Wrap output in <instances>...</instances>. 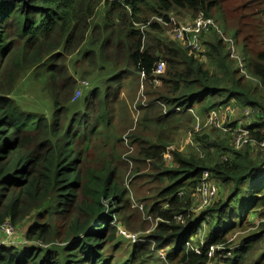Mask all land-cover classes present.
<instances>
[{"label": "trees", "instance_id": "1", "mask_svg": "<svg viewBox=\"0 0 264 264\" xmlns=\"http://www.w3.org/2000/svg\"><path fill=\"white\" fill-rule=\"evenodd\" d=\"M224 1L0 0V225L10 221L19 229L34 217L24 237L49 245L1 246L0 264H142L152 244L166 249L164 259L172 264H264V251L258 253L264 241V156H254L250 145L234 147L239 122H230L226 133H195L197 146L188 153L176 143L180 132L195 131L197 116L229 105L256 111L261 119L242 127L257 141L264 139V51L253 53L243 44L249 77L215 28L196 36L199 51L188 45L190 34L186 44L175 38V19L212 17ZM254 6L264 24V0ZM69 59L75 74L91 81L81 84L89 90L79 99ZM160 62L165 68L157 74ZM26 76L46 82L51 115L24 112L13 98ZM135 76L153 90L148 102H139L141 117L128 137L136 145L130 159L148 168L134 170L130 182L147 179L154 185L138 208L159 223L145 240L132 243L130 257L120 263L106 255L108 243L118 240L120 229L145 227L132 228L128 216L135 213L119 170L130 159L115 155L124 138L112 124L122 82ZM95 149L103 159L84 173L85 155ZM204 171L222 190L194 217L189 211ZM255 212L262 217L260 228L236 244L231 238ZM70 214L58 241V228ZM202 230L205 237L198 239ZM211 245L220 249L212 253Z\"/></svg>", "mask_w": 264, "mask_h": 264}, {"label": "rangeland", "instance_id": "2", "mask_svg": "<svg viewBox=\"0 0 264 264\" xmlns=\"http://www.w3.org/2000/svg\"><path fill=\"white\" fill-rule=\"evenodd\" d=\"M255 1L256 0H226L221 4L220 10H217V12L213 11L212 13V17L216 21V25L219 28L215 30L228 44L231 57L234 58L235 60H238L239 67L243 68V71L248 76L250 74L246 69L245 64L249 65L250 58L249 56L246 55L247 58L244 59V56L241 54V52L243 51V44L244 43L248 44L250 50L253 53L264 51V24H260L261 22L260 18L262 15L253 14L258 10L257 6L250 7L251 4H254ZM214 12L216 13L214 14ZM101 20L102 18L100 15L98 21ZM182 20L184 21L178 22L175 19V23L179 25L183 23L186 24L187 22L192 21L190 20L189 17H184ZM173 27L175 28L174 23H173ZM235 28L236 30L239 29L238 31L239 37H234ZM232 46L234 47L235 51L232 50ZM250 57H252L251 53H250ZM71 59L72 61H74L75 56L71 57ZM71 59H69V63H67L69 67L67 71L70 73V75L74 76L75 79L76 77L78 78V85L76 88L77 89L76 94L78 98L77 97L76 98L79 99L80 97L83 96L86 90H89V88H82V85H84V83H86L88 80L91 86V81L89 79L87 80L82 79L79 77L78 74H75L73 63H71L70 61ZM79 62L80 65L82 66L83 62H81V60ZM85 62H87V59L85 60ZM77 69H79L78 64H77ZM252 79L257 81L256 78H252ZM45 87H46V82L36 81L34 80V78H30L26 76L20 79V81L17 83L15 92L12 94V96L17 101L18 105L24 112H30V113L43 112L46 113L47 115H51L53 111L52 95H50L45 90ZM152 90L153 89L149 85H147L141 77L135 76L133 77V79H126L125 82H122L121 89L116 95L115 100H119L120 103L117 104L118 106L113 108L112 124H114L113 127L114 130L123 134L124 147L117 148V150L115 151V155L122 153V158H123L122 161L126 162L127 160L126 158L130 159V157H134L135 155L136 145L129 142L128 137L129 135L131 136L133 133V130H131V128L137 124V120L141 117V111L138 109L139 102L142 100L143 102H146V100L148 102L149 96L147 93L151 92ZM77 99H73V100H77ZM230 106L231 105H229L228 107ZM231 107L234 108L235 110L232 111L231 112L232 114L226 118L227 123L239 122V124L248 125V124L257 123L261 119L260 117H259L260 119L256 117L257 112L254 111L253 109H252L253 112L249 116H245L244 112L247 110L246 108L244 107L239 108L237 106H231ZM199 118L203 123L206 117H202L199 115ZM210 129H211L210 127H202L200 131H182L178 134L179 138L176 143L181 148V150L188 153L190 152L189 150L192 148V145L197 146L196 143L194 142V134L197 132H201L203 130H210ZM249 147L255 149V152L253 153L254 156L256 157L259 155L264 156V152L259 150V148L256 147L255 145L254 146L250 145ZM131 149H133V151H131ZM198 151L200 152L201 150L198 148ZM85 156L86 159L83 163L84 173L87 171L89 167L98 166V163L103 159L99 149L90 151L89 154L87 153ZM166 158L168 165H173L172 155L171 158L169 156H167ZM126 164L127 165L122 164V166H120L119 171L123 176L124 185L128 188L130 192V196L132 200V209L130 211L134 210L135 213L134 215H132L129 212L128 216L131 217L130 222L132 228H137L141 224H143L145 227L137 228L132 232H127L125 234L126 237L125 236L121 237L122 233L120 231L121 234L119 233L120 237L118 238V240H115L113 243H108V248L105 250L106 255L110 256L112 261H115L116 259L119 260L120 263L125 261L126 258L130 257L129 255L130 252L132 251V243L145 240L144 239L145 236L153 232L157 228V225L159 223L158 218H154L153 216L151 218H147V215L144 212L140 211L138 208V206L144 205L140 202V199L152 194V192L149 189L152 188L154 185L153 184L147 185V179L138 180L134 183L130 182L132 179L133 171L136 170L138 167L139 170L147 171L148 168L147 164L146 163L138 164L133 159H130L129 162H126ZM220 188L222 190V186H220ZM82 199H83V194L81 192L80 195L77 196L76 201L80 202ZM216 199L217 197L213 200L211 205H213ZM209 206H207L206 208H208ZM206 208H200L199 203L198 202L196 203V200H194L191 209L189 211V215L191 214L194 217L198 216ZM73 210L74 208H70L69 212L71 213ZM137 210L139 212H137ZM262 211L263 210H260V212ZM139 213L140 216L142 217V221L144 222L140 221L141 217L139 216ZM253 214L249 215L245 219L243 227L240 228L238 232H236L233 235V238H231V240L236 244L239 245L242 242L243 238H245L247 235L252 234L253 232H256L260 228V226L258 225L261 222L262 217H259L260 215L258 212H255ZM70 217L71 214L69 215L68 218H66L65 222L63 220L58 221L59 224L64 222V225L58 228L59 231L58 241H60V239L64 236V233L66 231L65 223L70 219ZM33 222H34V217L28 218L22 224V227L24 228L22 230L18 229L19 234L24 236L26 230L28 229L27 227L30 226ZM133 238H136V240H134ZM56 243H60V242H56ZM24 244L36 245L39 247L49 246L43 243V241H33L30 243L26 240V243ZM24 244L18 246H24ZM104 244L105 243H103V245ZM147 247L149 248V246ZM155 248H156L155 244H152L150 246L151 250L148 251L150 256L146 258V261H144L142 264H171L164 259L165 254H167L166 252L167 250L163 249L159 252V250L157 251L155 250ZM263 251H264V241L262 240V244L258 246V253ZM158 254L160 255V257L158 256ZM161 254L162 255L164 254V256H162ZM214 264H221V262H215Z\"/></svg>", "mask_w": 264, "mask_h": 264}, {"label": "built area", "instance_id": "3", "mask_svg": "<svg viewBox=\"0 0 264 264\" xmlns=\"http://www.w3.org/2000/svg\"><path fill=\"white\" fill-rule=\"evenodd\" d=\"M174 24H175V28H174L175 38L186 44L185 35L190 34L191 41L189 42L188 45H191L192 49L196 51L202 49V42L197 40L196 36L198 37L201 34L209 33L210 28L212 27L219 29L216 25V21L213 18L210 17L207 18L203 16H199L196 20H194L191 23H186L181 25H177L176 23ZM232 50L235 51L233 46H232ZM164 68H165L164 63L160 62L158 64L156 73L157 74L163 73ZM84 84H87V82ZM234 110L235 109L232 107L213 109L208 113L203 123L199 118V116H197L194 130L200 131L202 127H210V128H217L219 130H222L223 132H228L230 131L229 128L230 122L227 123L226 118L229 115H231L232 114L231 112ZM252 112L253 110L251 108H248L244 112V115L249 116ZM242 126H243L242 124H239V127L236 129L233 139L234 147L236 149H242L246 145H255L259 148V150L264 152V139H262L261 141H257L250 135V130ZM131 151H133V149H131ZM167 156L170 157V155ZM218 193H219L218 183L211 178L209 171H204L202 175V180L194 192V198L196 200V203L197 202L199 203L200 208H206L207 206L212 204L213 200L218 196ZM179 195L182 196L183 193L181 192ZM140 208H142V206H140ZM176 220L182 222L184 221V217L182 215H178L176 216ZM120 231L124 235L127 233L125 230L122 229ZM2 234L5 236V240L0 241V247L6 245H13L15 243L14 240L16 238V235L18 234V229L10 221H6L0 225V235ZM133 239L136 240V238ZM219 249H220L219 246H215V245L210 246V250L212 253L216 252ZM195 250L198 253L200 251L199 248H195ZM160 251L161 250H159V252ZM226 255L229 256L230 255L229 252H227ZM162 256H164V254Z\"/></svg>", "mask_w": 264, "mask_h": 264}, {"label": "crops", "instance_id": "4", "mask_svg": "<svg viewBox=\"0 0 264 264\" xmlns=\"http://www.w3.org/2000/svg\"><path fill=\"white\" fill-rule=\"evenodd\" d=\"M231 107V106H230ZM242 122V121H241ZM194 123H196V120H195V122ZM243 123V122H242ZM194 126H195V124H194ZM191 135V134H190ZM189 139H190V136H189ZM188 143V142H187ZM192 143H193V141H192ZM167 155H170V154H166V156ZM170 158H171V156H170ZM167 161V160H166ZM219 185V184H218ZM219 189H220V186H219ZM182 191H180L179 193H178V195L181 193ZM183 193V192H182ZM184 195V194H183ZM182 195V196H183ZM180 196V195H179ZM33 224V223H32ZM31 224V225H32ZM24 227H19V229L20 230H22ZM27 228H29V226L27 227ZM121 235H123V236H125L124 234H121ZM126 237V236H125ZM204 237H205V235H204V231L202 230L201 232H200V234L199 235H197V238L198 239H204ZM3 240H5V236L2 234V235H0V241H3ZM14 244L13 245H8V246H18V245H23L24 243H26V238L24 237V236H22V235H20L19 234V231H18V234L16 235V238H15V240H14ZM25 245V244H24ZM189 245V244H188ZM194 248H199V246L198 245H194Z\"/></svg>", "mask_w": 264, "mask_h": 264}, {"label": "clouds", "instance_id": "5", "mask_svg": "<svg viewBox=\"0 0 264 264\" xmlns=\"http://www.w3.org/2000/svg\"><path fill=\"white\" fill-rule=\"evenodd\" d=\"M210 18H212V17H210ZM214 19V18H213ZM216 29V28H215Z\"/></svg>", "mask_w": 264, "mask_h": 264}]
</instances>
